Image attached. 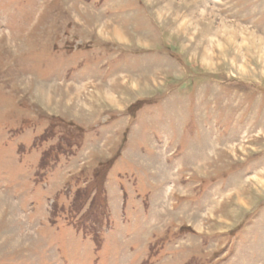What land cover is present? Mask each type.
Returning <instances> with one entry per match:
<instances>
[{"label":"rangeland","instance_id":"rangeland-1","mask_svg":"<svg viewBox=\"0 0 264 264\" xmlns=\"http://www.w3.org/2000/svg\"><path fill=\"white\" fill-rule=\"evenodd\" d=\"M0 264H264V0H0Z\"/></svg>","mask_w":264,"mask_h":264}]
</instances>
